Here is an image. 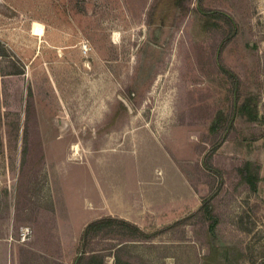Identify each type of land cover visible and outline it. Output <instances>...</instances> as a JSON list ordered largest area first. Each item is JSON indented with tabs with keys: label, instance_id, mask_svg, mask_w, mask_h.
Segmentation results:
<instances>
[{
	"label": "rangeland",
	"instance_id": "374dc122",
	"mask_svg": "<svg viewBox=\"0 0 264 264\" xmlns=\"http://www.w3.org/2000/svg\"><path fill=\"white\" fill-rule=\"evenodd\" d=\"M109 215L144 235L86 239ZM2 237L6 264H264V0H0Z\"/></svg>",
	"mask_w": 264,
	"mask_h": 264
},
{
	"label": "trees",
	"instance_id": "16d2710c",
	"mask_svg": "<svg viewBox=\"0 0 264 264\" xmlns=\"http://www.w3.org/2000/svg\"><path fill=\"white\" fill-rule=\"evenodd\" d=\"M255 105L251 99L246 100L241 105V110L247 113L249 120H261L258 113V109L254 107ZM223 119L219 118L216 121V125L222 122ZM214 124V126H215ZM213 126V127H214ZM242 177L250 184L253 190L257 189L258 176H253L251 173L250 163L243 165L239 168ZM203 214L205 219L209 222V232L214 239H218L217 226L219 224V218L215 214L213 205L205 201L202 205ZM104 233V236H109L112 234H119L122 236L123 240H129L130 238H137L143 236L142 229L135 223L123 218H117L113 216H104L91 221L85 228L84 236L86 239L93 238L96 235ZM224 250L223 257L221 259L220 252ZM229 246H222L212 242V255L206 258L211 261H223L224 264H238L236 257L237 254L234 253Z\"/></svg>",
	"mask_w": 264,
	"mask_h": 264
},
{
	"label": "crops",
	"instance_id": "0c3cea01",
	"mask_svg": "<svg viewBox=\"0 0 264 264\" xmlns=\"http://www.w3.org/2000/svg\"><path fill=\"white\" fill-rule=\"evenodd\" d=\"M6 238H0V264H6L8 256Z\"/></svg>",
	"mask_w": 264,
	"mask_h": 264
},
{
	"label": "built area",
	"instance_id": "2783aa9c",
	"mask_svg": "<svg viewBox=\"0 0 264 264\" xmlns=\"http://www.w3.org/2000/svg\"><path fill=\"white\" fill-rule=\"evenodd\" d=\"M30 233H31V230L29 227H22L20 230V239L22 241H26L27 239H29Z\"/></svg>",
	"mask_w": 264,
	"mask_h": 264
},
{
	"label": "water",
	"instance_id": "95a60500",
	"mask_svg": "<svg viewBox=\"0 0 264 264\" xmlns=\"http://www.w3.org/2000/svg\"><path fill=\"white\" fill-rule=\"evenodd\" d=\"M125 103H126V105L129 107V109H131V107H130V105L126 102V100H123ZM63 122V125H64V127L63 128H65L67 125H68V121L67 120H64V121H62Z\"/></svg>",
	"mask_w": 264,
	"mask_h": 264
}]
</instances>
